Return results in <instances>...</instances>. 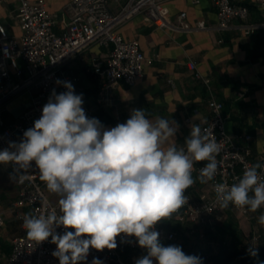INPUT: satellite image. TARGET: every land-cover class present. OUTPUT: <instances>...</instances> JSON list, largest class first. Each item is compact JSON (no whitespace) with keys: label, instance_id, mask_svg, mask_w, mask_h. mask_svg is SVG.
Listing matches in <instances>:
<instances>
[{"label":"clouds","instance_id":"1","mask_svg":"<svg viewBox=\"0 0 264 264\" xmlns=\"http://www.w3.org/2000/svg\"><path fill=\"white\" fill-rule=\"evenodd\" d=\"M56 84L66 91L53 89L22 140L0 150V164L14 165L10 179L24 183L34 162L47 190L59 197L58 211L24 215L26 236L37 243L51 237L59 264H82L90 249H116L121 234L135 237L146 250L135 264H203L181 246L162 245L155 226L187 203L186 190L197 179L206 184L215 178L219 144L194 123L185 146L177 147L179 125L159 116L150 119L144 109H133L126 122L106 128L86 115L83 94H76L71 82L57 79ZM203 161L207 163L194 179V164ZM261 167H247L231 186L215 184L219 206L252 212L264 206ZM258 223L264 225V214ZM60 227L63 234L55 231ZM248 251L258 256L254 247ZM91 264L102 261L93 258Z\"/></svg>","mask_w":264,"mask_h":264},{"label":"crops","instance_id":"2","mask_svg":"<svg viewBox=\"0 0 264 264\" xmlns=\"http://www.w3.org/2000/svg\"><path fill=\"white\" fill-rule=\"evenodd\" d=\"M234 1L250 7V19L260 18L252 0ZM45 2L54 20L53 29L62 33L68 21L66 7L70 0ZM16 4V0H0V24L11 36L20 38ZM163 6L170 21H175L178 13L185 11L188 24L197 20L208 24L216 22V9L211 0H163ZM109 7L115 10L118 4L110 0ZM118 30L125 38L137 39L145 57L152 61L144 64L143 76L133 84L120 81L108 105L97 101L101 78L94 74L91 66L94 57L105 56L108 46L92 43L64 63V72L78 76L74 90L76 94H83V108L89 118L95 117L106 128H111L126 122L133 109H144L150 119L159 116L174 120L179 125L175 136L177 147H184L191 125L208 119V99L216 98L223 103L226 131L244 147L254 164L260 162L264 157V29L250 34L233 30L183 32L155 27L143 13H138L120 24ZM189 59L195 60L201 77L188 68ZM33 91H24L0 106V127L17 118L13 110L22 104L26 107ZM185 117L190 120L184 121ZM203 162L194 164V179L198 176L196 167ZM30 169L39 174L34 162ZM10 174H13L11 163L0 164V208L4 218L0 229V264H7L12 239L22 232L16 214L30 212L28 205L14 207L11 204L17 197L18 185L10 179ZM42 186L52 201L59 199L47 190L44 182ZM185 194L187 202L196 203L212 196L213 190L209 182L201 184L197 179ZM261 214H264V206L256 212L247 209V213H242L230 205L195 219H164L159 224L173 231L174 238L159 240L164 246H181L186 254L199 256L203 264H211L208 256L218 249L220 241L228 242L237 237L241 244L264 243V231L258 223ZM123 254L127 261L135 262L147 253L137 242L135 248H124Z\"/></svg>","mask_w":264,"mask_h":264},{"label":"built area","instance_id":"3","mask_svg":"<svg viewBox=\"0 0 264 264\" xmlns=\"http://www.w3.org/2000/svg\"><path fill=\"white\" fill-rule=\"evenodd\" d=\"M112 1L118 4L115 10L110 9V0H70L66 7L68 21L63 32L57 33L53 29L54 20L47 10L45 0H16V18L21 29L20 38L11 36L0 24V28L4 30L0 33V106L24 91L32 89L34 91L29 104L17 118L0 127V150L8 148L13 139L22 140L23 133L33 127L34 121L40 118L42 108L48 102L53 89L58 94L66 91L63 85L56 84L57 79L75 85L78 76L64 72L62 66L90 44L97 43L109 47L104 57H94L91 61L92 71L101 78L97 97L99 104L108 105L112 102L113 92L120 81L131 85L142 77L144 64L151 62L152 59L145 57L137 39L125 38L118 30L120 24L138 13H143L155 27L183 32L212 30L222 33L233 30L250 34L258 29H264V0H252L253 7H256L260 14L259 19H250V7L246 4L234 0H211L216 9L214 24H208L204 20L188 24L185 22V11L179 12L175 21H170L166 16L163 0ZM187 66L195 76L201 77L195 60L189 59ZM203 80L207 81V79ZM207 104L210 115L206 121L200 123V126L221 149L217 155V174L212 181H209L213 194L196 203L187 202L169 219L185 221L220 211L221 207L216 200L214 190L215 184L226 183L231 186L237 182V177L243 175L247 167L254 164L244 147L237 144L226 131L223 103L216 98H210ZM189 120V117L184 118L186 122ZM206 163H200L196 167L198 174ZM259 164L262 167L258 171L264 179V157L260 159ZM11 166L13 171L14 165ZM27 177L24 183L16 182L18 194L11 204L14 207L28 205L30 212L16 214L22 232L12 239L7 264H59L58 258L52 255L57 246L51 243V237L47 241L37 243L26 236L22 227L25 214L38 216L47 214L52 209L58 211L59 199L52 201L46 195L36 171L29 169ZM232 207L247 213L246 207ZM3 223L4 218L0 208V229ZM261 229L264 231V225H261ZM155 230L160 234L159 239L174 238V232L159 223L156 224ZM55 231L63 234L64 229L60 227ZM136 245L135 237H125L121 234L117 237L116 249L103 251L90 249L87 261L82 264H91L93 258L111 264H135L125 259L123 249H132Z\"/></svg>","mask_w":264,"mask_h":264},{"label":"trees","instance_id":"4","mask_svg":"<svg viewBox=\"0 0 264 264\" xmlns=\"http://www.w3.org/2000/svg\"><path fill=\"white\" fill-rule=\"evenodd\" d=\"M250 247L258 250V256L249 254ZM208 258L211 264H260L264 261V243L241 244L240 239L233 237L228 242L220 241L218 249Z\"/></svg>","mask_w":264,"mask_h":264},{"label":"water","instance_id":"5","mask_svg":"<svg viewBox=\"0 0 264 264\" xmlns=\"http://www.w3.org/2000/svg\"><path fill=\"white\" fill-rule=\"evenodd\" d=\"M24 108H25V105H23V104L17 106V107L13 110L14 115L18 116Z\"/></svg>","mask_w":264,"mask_h":264}]
</instances>
